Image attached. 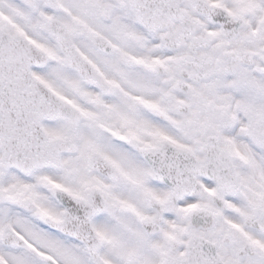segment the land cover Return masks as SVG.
Masks as SVG:
<instances>
[{
    "label": "snow or ice",
    "instance_id": "6c2138e0",
    "mask_svg": "<svg viewBox=\"0 0 264 264\" xmlns=\"http://www.w3.org/2000/svg\"><path fill=\"white\" fill-rule=\"evenodd\" d=\"M0 264H264V0H0Z\"/></svg>",
    "mask_w": 264,
    "mask_h": 264
}]
</instances>
